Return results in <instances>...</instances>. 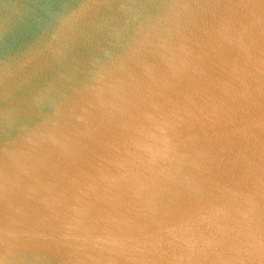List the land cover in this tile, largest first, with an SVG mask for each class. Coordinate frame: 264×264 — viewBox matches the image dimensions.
Returning a JSON list of instances; mask_svg holds the SVG:
<instances>
[{"label":"water","instance_id":"obj_1","mask_svg":"<svg viewBox=\"0 0 264 264\" xmlns=\"http://www.w3.org/2000/svg\"><path fill=\"white\" fill-rule=\"evenodd\" d=\"M0 264H264V0H0Z\"/></svg>","mask_w":264,"mask_h":264}]
</instances>
